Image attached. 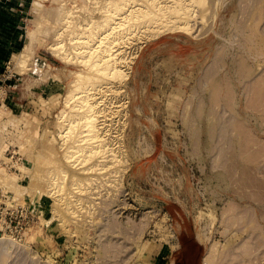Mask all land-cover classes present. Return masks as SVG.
<instances>
[{
	"label": "rangeland",
	"instance_id": "obj_1",
	"mask_svg": "<svg viewBox=\"0 0 264 264\" xmlns=\"http://www.w3.org/2000/svg\"><path fill=\"white\" fill-rule=\"evenodd\" d=\"M207 1L193 34L146 40L133 59L145 39L129 36L127 79L90 91L119 110L105 153L80 164L66 157L62 110L76 112V72L94 69L50 47L64 40L77 55L71 39L106 0H0L19 16L0 75V264H204L213 246L218 264H264V0ZM65 2L78 14L69 29ZM63 169L59 203L48 181Z\"/></svg>",
	"mask_w": 264,
	"mask_h": 264
},
{
	"label": "bare ground",
	"instance_id": "obj_2",
	"mask_svg": "<svg viewBox=\"0 0 264 264\" xmlns=\"http://www.w3.org/2000/svg\"><path fill=\"white\" fill-rule=\"evenodd\" d=\"M207 3V0H106L107 5L101 6V8H99V13L101 14L100 19H97L95 17L85 19V24H81V27L84 28L85 34L82 35V37H80L79 39L77 38L76 41H72L74 38L71 39L70 45L74 50L73 52H76L77 55L74 54L75 56L73 55L72 57H70L72 55V52L67 49L66 44H62L64 40L62 41V43H57L56 41L55 44L50 47L52 51L63 61H66L67 59L71 60V58H75L77 60L81 58V62H83L91 70L94 69V72H76V78L72 83L73 88L68 92V95L66 97L67 105H70V102L72 100H75V102H77V104L75 105L76 112L74 114L65 116L66 112L62 110V118L68 121L67 128H71L64 137H70V143H68L67 145L68 150L66 152V157L68 159H77L81 156L76 155L81 153L83 159L81 160L80 164H82L92 160L93 158H96V156H98L102 152L105 153V142L108 139V130H106V128L110 124L107 123V121H111V118L108 119L107 116L113 117V114L116 115L119 110L112 111L108 106L103 107V104H101V102L98 100L99 97L95 98L94 94L90 93V91L93 90V87L96 84L106 79L114 80L117 83H122L125 79H127L130 73V69L132 68V60L130 59L129 61L128 57H126L127 55H124V52L127 49H125L126 40L131 37L130 35L135 33L143 34V37L145 39L144 41L141 40L140 45L138 44L139 47L137 46L138 48L132 54L133 59L134 57H136V54L139 52L142 44H144L146 40L158 38L163 34L172 31H191L193 34L195 28L192 27L194 30H191L190 22L197 13H195V7L197 6V4H200V6L202 5L201 7H204L202 10L203 12L204 10H208L206 9V6L208 7ZM35 5L39 8L44 7L43 3L40 2H36ZM68 5V2H65L61 7L64 14V18L62 19V21H64V24L68 26L67 29L71 28L74 20L78 19V14L73 15L71 11L72 8L68 7ZM199 11L197 13V16L203 20L206 14L203 15V13L205 12L202 13L201 11ZM199 13H202V15H199ZM196 21L197 18L195 19V23ZM199 21L200 20H198V22ZM203 28H199L198 31H200L201 33V30H203ZM198 31L197 33H199ZM200 33L198 35H200ZM141 37L142 35L139 36V38ZM31 59L32 51L30 48H28L24 52H21L17 58V64L19 68L23 69L25 67H28V62ZM105 84H110V82H105ZM105 88L109 89L110 87L106 85ZM79 121H83L85 123L84 125L87 127L86 130H78L77 132L75 127H77ZM74 129L76 131H74ZM86 132L87 134H85ZM72 133H74V135L71 136ZM66 141H68V139ZM108 143L110 145L111 141L107 142V144ZM101 165L100 163H92V165L87 168L88 170H102L104 167L99 168V166L101 167ZM21 168H23V170L27 169L26 166H22ZM87 168H83V171L85 172ZM51 172L53 176H49V193L50 195H53L57 202L62 203L65 201L63 192L65 190V177L67 172L64 169L61 171V173H57L56 171L54 172V170H52ZM14 179L15 178L11 180ZM87 179L88 178H86V180ZM74 180L75 181L73 182V184L76 185V188L82 190L83 185L81 182L83 180L80 178H74ZM5 188L8 190L7 187ZM218 258L219 257L215 246L210 247L204 257V264H218Z\"/></svg>",
	"mask_w": 264,
	"mask_h": 264
},
{
	"label": "crops",
	"instance_id": "obj_3",
	"mask_svg": "<svg viewBox=\"0 0 264 264\" xmlns=\"http://www.w3.org/2000/svg\"><path fill=\"white\" fill-rule=\"evenodd\" d=\"M15 12L11 7L0 6V75L13 53L14 29L19 17Z\"/></svg>",
	"mask_w": 264,
	"mask_h": 264
},
{
	"label": "built area",
	"instance_id": "obj_4",
	"mask_svg": "<svg viewBox=\"0 0 264 264\" xmlns=\"http://www.w3.org/2000/svg\"><path fill=\"white\" fill-rule=\"evenodd\" d=\"M5 195H7V194H3V193H2V194L0 195V208H3V201H2L3 198H2V196L5 197ZM8 197L10 198V195H9Z\"/></svg>",
	"mask_w": 264,
	"mask_h": 264
}]
</instances>
